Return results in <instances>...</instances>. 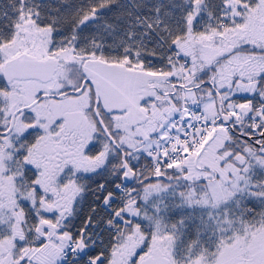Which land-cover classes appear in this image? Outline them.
I'll list each match as a JSON object with an SVG mask.
<instances>
[{"label": "snow or ice", "instance_id": "6c2138e0", "mask_svg": "<svg viewBox=\"0 0 264 264\" xmlns=\"http://www.w3.org/2000/svg\"><path fill=\"white\" fill-rule=\"evenodd\" d=\"M0 264H264V0H0Z\"/></svg>", "mask_w": 264, "mask_h": 264}]
</instances>
